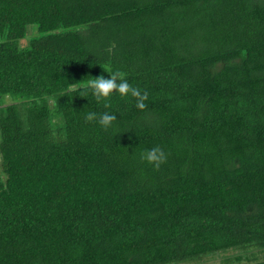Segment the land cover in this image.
<instances>
[{"label": "trees", "instance_id": "trees-1", "mask_svg": "<svg viewBox=\"0 0 264 264\" xmlns=\"http://www.w3.org/2000/svg\"><path fill=\"white\" fill-rule=\"evenodd\" d=\"M0 159V264H264V0H0Z\"/></svg>", "mask_w": 264, "mask_h": 264}, {"label": "clouds", "instance_id": "clouds-1", "mask_svg": "<svg viewBox=\"0 0 264 264\" xmlns=\"http://www.w3.org/2000/svg\"><path fill=\"white\" fill-rule=\"evenodd\" d=\"M110 74L108 78L104 75L88 79L78 86H74L70 89L71 92L76 93L78 89H81L78 94L81 97H87L89 91L95 97L97 101L105 100L111 96L113 92H118L121 96H128L129 94L135 98V107L143 111L147 105L145 101L148 99L147 91L143 93L138 87L132 86L126 79V73L122 71H111L104 69ZM105 108L111 107L109 103L104 104ZM85 122H97L103 129L107 130L112 127L113 122L117 119L115 114L104 112L98 114L95 112H89L84 117ZM140 160L151 164L154 169L159 170L160 166L167 162V154L159 146H154L151 149H145L140 153Z\"/></svg>", "mask_w": 264, "mask_h": 264}, {"label": "rangeland", "instance_id": "rangeland-1", "mask_svg": "<svg viewBox=\"0 0 264 264\" xmlns=\"http://www.w3.org/2000/svg\"><path fill=\"white\" fill-rule=\"evenodd\" d=\"M31 26H33V25H31ZM32 34V33H36V31L34 30V29H29V32H28V34ZM28 36L29 35H27L26 34V36L24 37V38H22V43L23 42H26V40L28 41ZM27 43V42H26ZM1 160V159H0ZM0 170H1V165H0ZM230 252H235V251H233V249L232 250H227L226 251V253H230ZM204 259H201L200 261H202V262H199V263H192V262H185V263H175V264H221V262H220V259H219V254H210V255H208V256H205V257H203ZM243 259V258H242ZM233 260V259H232ZM232 260H230L229 262L230 263H234L235 261H232Z\"/></svg>", "mask_w": 264, "mask_h": 264}]
</instances>
